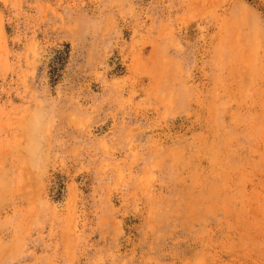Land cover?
<instances>
[{
	"label": "rangeland",
	"instance_id": "374dc122",
	"mask_svg": "<svg viewBox=\"0 0 264 264\" xmlns=\"http://www.w3.org/2000/svg\"><path fill=\"white\" fill-rule=\"evenodd\" d=\"M0 264H264V0H0Z\"/></svg>",
	"mask_w": 264,
	"mask_h": 264
}]
</instances>
